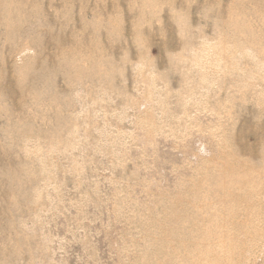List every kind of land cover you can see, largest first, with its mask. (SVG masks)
<instances>
[{
	"label": "rangeland",
	"instance_id": "rangeland-1",
	"mask_svg": "<svg viewBox=\"0 0 264 264\" xmlns=\"http://www.w3.org/2000/svg\"><path fill=\"white\" fill-rule=\"evenodd\" d=\"M263 49L264 0H0V264L209 260L222 164L264 157L238 140L264 127Z\"/></svg>",
	"mask_w": 264,
	"mask_h": 264
},
{
	"label": "bare ground",
	"instance_id": "bare-ground-1",
	"mask_svg": "<svg viewBox=\"0 0 264 264\" xmlns=\"http://www.w3.org/2000/svg\"><path fill=\"white\" fill-rule=\"evenodd\" d=\"M247 39L255 49H259V45L251 37H248ZM261 125L262 123H258L257 127L247 128L246 130L242 128V133L238 138L239 143H241V147L239 148L246 150L249 155L255 156L254 149L256 147L262 148L264 146V134H259L261 130L264 131V127H261ZM252 136H254L253 140H256L255 144H250L247 141L248 137ZM232 159L233 158H230V160L227 159L222 164V170L220 169L221 175L218 177L214 186V193L212 195L214 200L212 202H208L207 205H203L204 207L212 209H210L211 212L209 214V217H207L206 224L204 225V223H201L199 226H196V228H198V232L201 231V233L205 234V236L207 237H210L211 235L212 239V247L207 253L209 260L204 259V264H228V261L230 259L225 258L223 254L229 253L230 250L235 245H237L236 237L239 234H242L243 238L245 239H257L256 244L259 243L258 241L260 238L264 240V238L262 237L264 233L262 234V232H260L261 230L258 225L256 226V228L252 227L258 223L257 221L256 223L255 220H253V215L255 213L252 203V197H256L257 195H264V157H262V160L259 163L243 161L239 160L238 158H234V161ZM237 204H239L238 209L236 208L238 207ZM240 204L245 205L242 206L243 209H245V211H243L242 213H245V215L247 214L249 217L247 218V220L245 219L246 221L243 220L244 222L236 224L238 223V221L236 222V218L239 215L240 211H237L238 214L235 213L237 214V216H235L234 210L242 209L240 208ZM216 205L218 206L216 207ZM235 205L236 209H234ZM219 210L222 212H220ZM242 213L241 215H244ZM232 214L235 217L231 219L230 217ZM222 219L224 223L222 222ZM237 220H239V218H237ZM250 228H254V230H250ZM229 263L234 264L236 262L230 260ZM195 264L203 263L195 262Z\"/></svg>",
	"mask_w": 264,
	"mask_h": 264
}]
</instances>
